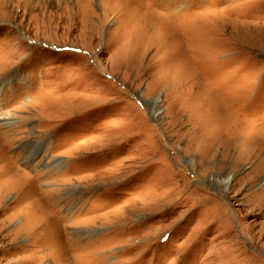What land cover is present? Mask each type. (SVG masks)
I'll return each instance as SVG.
<instances>
[{"label": "rangeland", "instance_id": "rangeland-1", "mask_svg": "<svg viewBox=\"0 0 264 264\" xmlns=\"http://www.w3.org/2000/svg\"><path fill=\"white\" fill-rule=\"evenodd\" d=\"M0 264H264V0H0Z\"/></svg>", "mask_w": 264, "mask_h": 264}, {"label": "water", "instance_id": "water-1", "mask_svg": "<svg viewBox=\"0 0 264 264\" xmlns=\"http://www.w3.org/2000/svg\"><path fill=\"white\" fill-rule=\"evenodd\" d=\"M159 99H160V96H158L155 100H156V101H159ZM155 100H154V101H155Z\"/></svg>", "mask_w": 264, "mask_h": 264}]
</instances>
